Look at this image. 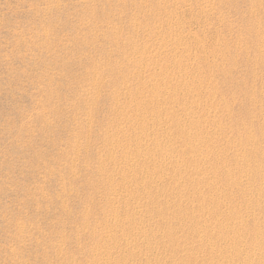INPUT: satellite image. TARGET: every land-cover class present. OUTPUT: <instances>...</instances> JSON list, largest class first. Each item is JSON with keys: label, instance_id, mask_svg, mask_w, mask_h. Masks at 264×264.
<instances>
[{"label": "rangeland", "instance_id": "1", "mask_svg": "<svg viewBox=\"0 0 264 264\" xmlns=\"http://www.w3.org/2000/svg\"><path fill=\"white\" fill-rule=\"evenodd\" d=\"M0 264H264V0H0Z\"/></svg>", "mask_w": 264, "mask_h": 264}, {"label": "bare ground", "instance_id": "2", "mask_svg": "<svg viewBox=\"0 0 264 264\" xmlns=\"http://www.w3.org/2000/svg\"><path fill=\"white\" fill-rule=\"evenodd\" d=\"M256 230V229H255ZM260 230V229H259ZM259 233V232H258Z\"/></svg>", "mask_w": 264, "mask_h": 264}]
</instances>
